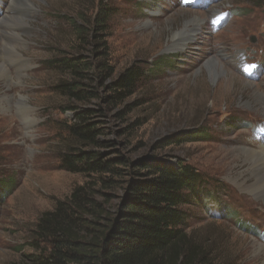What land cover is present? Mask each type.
Listing matches in <instances>:
<instances>
[{"label": "rangeland", "instance_id": "obj_1", "mask_svg": "<svg viewBox=\"0 0 264 264\" xmlns=\"http://www.w3.org/2000/svg\"><path fill=\"white\" fill-rule=\"evenodd\" d=\"M11 1L0 0V32L19 41L2 58L11 77L0 79V264L39 258L27 247L38 218L75 187L97 185V200L113 210L137 176L130 163L141 158L198 174V195L183 209L185 233L209 264H262L255 245L264 246V202L232 180L254 183L240 151L264 147V0H31L8 9ZM103 8L112 18L100 36L92 24ZM99 58L113 75L91 81L95 100L60 96L57 87L71 80L65 60ZM134 64L143 72L135 93L103 104L105 86ZM68 107L95 110L102 135L94 150L102 161L125 162L102 177L110 185L61 168L73 145ZM198 127L203 141L166 145Z\"/></svg>", "mask_w": 264, "mask_h": 264}, {"label": "trees", "instance_id": "obj_2", "mask_svg": "<svg viewBox=\"0 0 264 264\" xmlns=\"http://www.w3.org/2000/svg\"><path fill=\"white\" fill-rule=\"evenodd\" d=\"M111 18V10L98 11L92 24L96 35L101 36ZM63 65L71 80L57 88L67 102L95 100L98 96L91 81L96 78L105 82L113 75L111 66L104 64L101 58L95 64L67 59ZM142 78L141 69L136 64L130 66L105 86L107 93L102 103L112 107L120 105L135 93ZM67 109L73 112V120L67 121L65 131L73 145L61 154V168L72 174L98 177L102 185H110L102 177L115 170L114 164L125 162L102 161L101 154L94 150L101 146L99 137L102 135V129L93 120L95 110ZM205 137H208L206 131L198 127L173 135L166 145L201 142ZM130 166H135L137 176L127 182L122 198L113 210L105 209L97 200V185L87 183L75 187L69 197L56 203L53 210L44 212L27 245L30 251L39 254V258L27 257V262L209 264L204 253L185 233L188 215L183 209L192 206L198 195L199 178L194 169L159 158H141Z\"/></svg>", "mask_w": 264, "mask_h": 264}, {"label": "bare ground", "instance_id": "obj_3", "mask_svg": "<svg viewBox=\"0 0 264 264\" xmlns=\"http://www.w3.org/2000/svg\"><path fill=\"white\" fill-rule=\"evenodd\" d=\"M17 3H30L31 4V0H12L8 9L11 7H14ZM20 19H22V18H16V17L13 18L14 21H17ZM4 20H5V18H4ZM197 22L198 21L196 18H194L191 21V23H193V24H195ZM15 25L22 26L20 24V22H16ZM17 37L18 36H16L15 34H10V33L8 34L5 32H0V79H2L4 81V83L5 82L7 83L9 81V79L11 77L10 76L11 71L9 73V71L3 66L2 58L5 60L6 56L11 55L12 52L19 46L18 45L19 41L17 43ZM175 37L178 40L183 38V37H179V34L176 35ZM186 41H187V39H186ZM181 47H182L181 43L176 44L177 49H180ZM16 53H17V51H16ZM17 57L19 58L20 56H17ZM216 65L218 66V64H216ZM21 105H23V104H21ZM240 152L244 156L245 162L250 165L249 166L250 167L249 168V174L252 177V179H254V183L252 185L246 187L245 185L239 184L237 180H232V182H234L235 185H238L239 188H241L243 190H247L251 195H253L256 198L261 199L264 202V147L262 146V147L258 148L257 150L249 149V148H242ZM255 246H256V250H258L259 252L264 254V246L263 245L257 243ZM262 264H264V262Z\"/></svg>", "mask_w": 264, "mask_h": 264}, {"label": "water", "instance_id": "obj_4", "mask_svg": "<svg viewBox=\"0 0 264 264\" xmlns=\"http://www.w3.org/2000/svg\"><path fill=\"white\" fill-rule=\"evenodd\" d=\"M250 41H251L252 43H255V42H256L255 37H251V38H250Z\"/></svg>", "mask_w": 264, "mask_h": 264}, {"label": "snow or ice", "instance_id": "obj_5", "mask_svg": "<svg viewBox=\"0 0 264 264\" xmlns=\"http://www.w3.org/2000/svg\"><path fill=\"white\" fill-rule=\"evenodd\" d=\"M186 2H187V0H186ZM247 70V69H246Z\"/></svg>", "mask_w": 264, "mask_h": 264}]
</instances>
